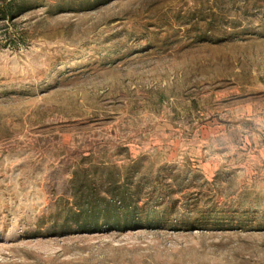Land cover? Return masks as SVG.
Returning a JSON list of instances; mask_svg holds the SVG:
<instances>
[{
	"label": "rangeland",
	"instance_id": "374dc122",
	"mask_svg": "<svg viewBox=\"0 0 264 264\" xmlns=\"http://www.w3.org/2000/svg\"><path fill=\"white\" fill-rule=\"evenodd\" d=\"M0 264H264V0H0Z\"/></svg>",
	"mask_w": 264,
	"mask_h": 264
},
{
	"label": "trees",
	"instance_id": "16d2710c",
	"mask_svg": "<svg viewBox=\"0 0 264 264\" xmlns=\"http://www.w3.org/2000/svg\"><path fill=\"white\" fill-rule=\"evenodd\" d=\"M9 15H10V12L8 10L7 11H3L2 18H6Z\"/></svg>",
	"mask_w": 264,
	"mask_h": 264
}]
</instances>
